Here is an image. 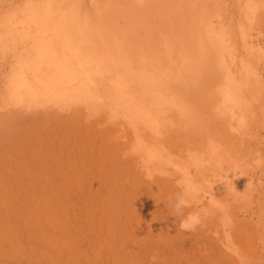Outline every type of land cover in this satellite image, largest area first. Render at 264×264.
I'll return each mask as SVG.
<instances>
[{
    "label": "bare ground",
    "instance_id": "bare-ground-1",
    "mask_svg": "<svg viewBox=\"0 0 264 264\" xmlns=\"http://www.w3.org/2000/svg\"><path fill=\"white\" fill-rule=\"evenodd\" d=\"M263 181L264 0H0V264H264Z\"/></svg>",
    "mask_w": 264,
    "mask_h": 264
},
{
    "label": "rangeland",
    "instance_id": "rangeland-1",
    "mask_svg": "<svg viewBox=\"0 0 264 264\" xmlns=\"http://www.w3.org/2000/svg\"><path fill=\"white\" fill-rule=\"evenodd\" d=\"M258 175V174H257ZM256 175V176H257ZM263 187H264V181H263ZM175 196H177V194L175 195L174 194V199H172V201L171 202H173V203H175V204H173L174 205V208H179V207H182V208H187V206L186 205H184V203H182V201H180L179 199H178V196L177 197H175ZM180 202H178V201ZM177 202V203H176ZM181 204V206H179ZM182 204L185 206H182ZM256 208H255V205H254V210H255ZM175 211V210H174ZM196 222V221H195ZM145 264H166V262H163L161 259H156L155 261H152L151 259L149 260V262H147V263H145Z\"/></svg>",
    "mask_w": 264,
    "mask_h": 264
},
{
    "label": "clouds",
    "instance_id": "clouds-1",
    "mask_svg": "<svg viewBox=\"0 0 264 264\" xmlns=\"http://www.w3.org/2000/svg\"><path fill=\"white\" fill-rule=\"evenodd\" d=\"M182 227H186V225H181ZM150 259L152 260V261H155L156 259H157V256L155 255V254H153L151 257H150Z\"/></svg>",
    "mask_w": 264,
    "mask_h": 264
}]
</instances>
